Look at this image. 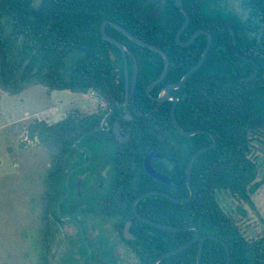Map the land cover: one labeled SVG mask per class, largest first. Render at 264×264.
Here are the masks:
<instances>
[{"label":"trees","instance_id":"obj_1","mask_svg":"<svg viewBox=\"0 0 264 264\" xmlns=\"http://www.w3.org/2000/svg\"><path fill=\"white\" fill-rule=\"evenodd\" d=\"M142 1L0 0V99L4 93L21 95L41 86L50 91L90 94L99 102L112 105L119 97L116 69L124 64V58L121 50L101 34L106 20L164 50L170 60L164 84L180 82L201 59L208 36L201 35L190 46H181L176 35L185 16L177 1L165 0L159 15L149 23L136 14ZM212 1L182 0L190 23L181 40L187 42L196 31L205 30L213 35V43L202 67L175 93L179 98L176 118L180 126L187 131H210L217 144L194 163V197L189 203L153 197L154 203L147 205L152 220L173 227H197L200 238L160 264H197L200 240L208 235L228 244L231 264H264V233L247 237L217 199L219 191H226L251 203L252 195L264 184V176L259 179V168L252 157L253 141L264 140V0H241L245 18L237 13L211 11ZM158 4L142 7V15L150 16ZM106 31L126 46L136 60L129 58L128 62L139 67L136 95L140 102L146 86L163 73L165 59L111 25L106 26ZM231 36L238 51L249 58L235 52ZM74 54L78 55L76 61L67 71V60ZM99 124L100 116L93 114L87 119V114L79 110L54 123L33 118L22 124L27 140L43 149L45 158L41 169L23 180L28 213L27 225L19 233L23 261L17 264H51L48 213L56 177L74 143ZM13 130L7 127L6 133L12 135ZM185 138L196 146L175 174V187L169 192L175 198L190 196L186 178L189 162L197 151L213 144L206 134ZM25 145L22 143L21 147ZM39 200L43 203L42 217L37 214ZM144 226L152 232L138 235L152 241L153 258L149 261L147 253L140 254L143 264H153L195 235L194 230L170 232ZM8 258H12L9 251ZM201 264H227L224 246L207 239Z\"/></svg>","mask_w":264,"mask_h":264},{"label":"flooded vegetation","instance_id":"obj_2","mask_svg":"<svg viewBox=\"0 0 264 264\" xmlns=\"http://www.w3.org/2000/svg\"><path fill=\"white\" fill-rule=\"evenodd\" d=\"M122 55L124 64L116 69L118 99L109 106L96 98L98 107L87 113V119L100 116L99 126L74 143L56 177L48 213L51 264H143L142 253L152 260V241L138 235L152 232L144 226L152 225L138 215L152 220L147 205L154 203L153 197L164 196L151 195L135 203L149 192L170 194L176 172L196 146L185 138L193 136L183 135L173 121L172 97L178 99V105V89L160 100L165 89L176 83L164 84L165 78L150 90L161 74L146 86L145 97L137 102L136 63L128 62L135 58L127 54L126 64ZM37 214L43 215L41 200Z\"/></svg>","mask_w":264,"mask_h":264},{"label":"rangeland","instance_id":"obj_3","mask_svg":"<svg viewBox=\"0 0 264 264\" xmlns=\"http://www.w3.org/2000/svg\"><path fill=\"white\" fill-rule=\"evenodd\" d=\"M211 11L237 13L245 18L241 0H213ZM77 54L67 60V71L75 63ZM68 76V74H67ZM98 101L90 94L71 91H50L41 86L33 87L21 95L2 94L0 99V264L22 262L20 231L27 225V205L24 178L41 169L45 152L35 142L27 140L22 124L33 118L58 122L67 113L83 114L97 109ZM20 119H25L17 121ZM38 119V120H39ZM17 121V122H15ZM7 127L14 128L12 135ZM4 127V128H3ZM26 144L21 147V144ZM253 159L259 168V179L264 176V140L253 141ZM8 148H12V152ZM252 202H242L229 192L219 191L217 199L222 207L240 224L249 238L264 233V184L253 194ZM8 251L12 258H8ZM8 261V262H7Z\"/></svg>","mask_w":264,"mask_h":264},{"label":"water","instance_id":"obj_4","mask_svg":"<svg viewBox=\"0 0 264 264\" xmlns=\"http://www.w3.org/2000/svg\"><path fill=\"white\" fill-rule=\"evenodd\" d=\"M177 1V4L178 6L180 7L182 13L184 14L185 16V22L183 24V26L179 29L177 35H176V40H177V43L180 44L181 46L183 47H188L190 46L199 36L201 35H207L208 36V44L201 56V59L199 60V62L192 68L190 69L185 75L184 77L181 79V81L179 83H176V84H171L169 85L166 89H165V97L163 98H160V100H164V99H167L169 93L172 91V90H176V89H179L181 88L186 82L187 80L193 75L195 74L201 67L202 65L204 64V62L206 61V58L211 50V47H212V43H213V35L205 30H198L196 31L191 39L187 42H183L181 40V36L183 34V32L186 30V28L188 27L189 23H190V15L188 13V11L184 8V5H183V2L182 0H176ZM153 2H159V4L156 6V8L154 9V11L152 12V14L148 17H145L142 15L141 13V8L144 7L145 5L149 4V3H153ZM166 1L165 0H143L138 6H137V9H136V14H137V17L139 19H141L142 21L144 22H152L160 13V11L163 9L164 5H165ZM107 25H111L113 26L114 28L118 29L119 31H121L122 33H124L128 38H130L132 41H134L135 43L143 46V47H146L148 49H151L153 51H156L158 53H160L163 58L165 59V62H166V65H165V69L161 75V77L155 81L151 86H150V90L155 87L156 85H158L160 82H162L168 72H169V69H170V60H169V57L167 55V53L162 50L161 48H159L158 46L156 45H153L151 43H148L140 38H137L135 37L132 33H130L128 30H126L124 27H122L121 25L117 24V23H113L109 20H106L102 26H101V34L102 36L107 40L109 41L110 43L114 44L115 46H117L118 48L121 49V51L123 52L124 54V57H125V62L127 64V54H129L130 56H133L132 52L126 47L124 46L121 42H119L118 40H116L115 38L111 37L107 31H106V26ZM231 45L233 46V49L235 50V52L242 58H249V57H246L245 55H243L240 51H238L237 47L235 46V43H234V38L233 36H231ZM112 59H115L114 55L112 54ZM253 60V59H252ZM134 61L136 62V60L134 59ZM255 63L256 61L253 60ZM126 75H127V72H126ZM137 77H138V66H137V63H136V71H135V74H134V83H136V80H137ZM127 78H128V75H127ZM172 99L174 100V106H173V110H172V117H173V121L177 127V129L183 134V135H186V136H194V135H197V134H206V135H209L212 140H213V144H211L210 146H207V147H204L202 149H200L199 151H197L194 156L192 157V159L190 160L189 162V165H188V169H187V185H188V188L190 190V196L188 198H184V199H180V198H175L173 196H171L170 194H167V193H163V192H149V193H146V194H143L141 197H139V199L136 201L135 205L137 204V202L147 196H151V195H162L168 199H170L171 201L173 202H176V203H189L193 197H194V191H193V186H192V169H193V166H194V163L196 162L197 158L204 152L210 150V149H213L215 148L216 144H217V141H216V138L214 137V135L210 132V131H207V130H195V131H192V132H188V131H185L183 130L180 125L178 124L177 122V119H176V115H175V111H176V105H177V102H178V99L176 97H172ZM111 114H109L103 121L102 123V126L100 129H102L106 124H107V121L108 119L110 118ZM119 135V133H117ZM85 134L82 135L76 142V144L81 141L82 139L85 138ZM138 218L147 223V224H150L152 226H155L157 228H161L163 230H166V231H170V232H182V231H188V230H194L195 231V235L194 237L186 244H184L183 246L175 249V250H172L168 253H165L163 254L161 257H159L155 264H160L161 261L171 257L172 255H175V254H178L180 252H182L183 250L189 248L190 246H192L194 243H196L199 238H200V231L197 227H194V226H182V227H173V226H167V225H164V224H161V223H158L156 221H152L150 219H147V218H144L140 215H138ZM207 239H212V240H216L218 242H220L224 248L226 249V253H227V264H231V261H232V256H231V250H230V247L228 246V244L221 240L220 238L218 237H215V236H212V235H208V236H205L203 237L201 240H200V244H199V252H198V258H197V264H201L202 262V255H203V249H204V244H205V241Z\"/></svg>","mask_w":264,"mask_h":264},{"label":"crops","instance_id":"obj_5","mask_svg":"<svg viewBox=\"0 0 264 264\" xmlns=\"http://www.w3.org/2000/svg\"><path fill=\"white\" fill-rule=\"evenodd\" d=\"M21 120H25V119H20V120H17V121H21ZM17 121H15V122H17ZM7 126H9V125H6L5 127H7ZM4 128V127H3Z\"/></svg>","mask_w":264,"mask_h":264},{"label":"built area","instance_id":"obj_6","mask_svg":"<svg viewBox=\"0 0 264 264\" xmlns=\"http://www.w3.org/2000/svg\"><path fill=\"white\" fill-rule=\"evenodd\" d=\"M91 96H93V95H91ZM36 119H39V118L36 117ZM39 120H44L45 121V119H39Z\"/></svg>","mask_w":264,"mask_h":264}]
</instances>
